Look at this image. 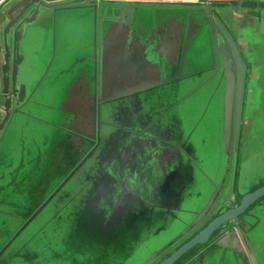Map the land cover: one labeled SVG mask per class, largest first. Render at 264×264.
Wrapping results in <instances>:
<instances>
[{
    "label": "water",
    "instance_id": "water-1",
    "mask_svg": "<svg viewBox=\"0 0 264 264\" xmlns=\"http://www.w3.org/2000/svg\"><path fill=\"white\" fill-rule=\"evenodd\" d=\"M262 2L1 5L0 264H264V215L227 228Z\"/></svg>",
    "mask_w": 264,
    "mask_h": 264
},
{
    "label": "crops",
    "instance_id": "crops-1",
    "mask_svg": "<svg viewBox=\"0 0 264 264\" xmlns=\"http://www.w3.org/2000/svg\"><path fill=\"white\" fill-rule=\"evenodd\" d=\"M251 6V3H247ZM253 6H256L254 3ZM263 8V9H262ZM264 2L261 3V9L256 12L258 24L264 19ZM264 25V24H263ZM255 79L250 101L247 104L252 109V116L250 124L244 127L242 136V143L245 146V154L243 153V161L240 166L239 172L236 176V187L239 191H248L251 183L257 182L253 179L255 168L260 165V161L264 162V116L263 120L257 122L258 116L264 114V65L263 68L254 70ZM254 125V126H253Z\"/></svg>",
    "mask_w": 264,
    "mask_h": 264
},
{
    "label": "flooded vegetation",
    "instance_id": "flooded-vegetation-1",
    "mask_svg": "<svg viewBox=\"0 0 264 264\" xmlns=\"http://www.w3.org/2000/svg\"><path fill=\"white\" fill-rule=\"evenodd\" d=\"M255 189V188H254ZM253 190V189H251ZM237 199V198H236ZM235 199V200H236ZM264 199V198H263ZM237 202V200H236ZM256 204V203H255ZM232 206H229L228 208H230ZM252 208V207H251ZM250 210V209H249ZM249 214H246V215H239V219H236L235 221H233L232 223H228L227 224V228L228 229H231V228H238L239 225V220L243 219L247 225H248V230L245 231L244 233L248 232L249 230L253 229L254 227H256V225L261 221V218L262 216L264 215V201L259 205L257 206L256 209H254L253 212L249 211ZM245 230V228L243 229V231ZM220 229L216 230V232L214 233V235L217 234V232H219ZM243 233V232H242ZM241 238V237H240ZM246 240V243L248 244V240L247 238H245ZM250 240V239H249ZM209 245L208 244H205L204 246L202 247H197V248H193L192 250H190L187 254H185L184 256H182L181 258H179V260H177L174 264H183L185 263L186 261H188L190 258H192L193 256H195L198 252H200L202 249L206 248L207 246ZM242 245L244 246V244L242 243ZM246 249V248H245ZM246 255L248 258L249 255H248V252L246 251ZM245 264V263H244Z\"/></svg>",
    "mask_w": 264,
    "mask_h": 264
},
{
    "label": "rangeland",
    "instance_id": "rangeland-1",
    "mask_svg": "<svg viewBox=\"0 0 264 264\" xmlns=\"http://www.w3.org/2000/svg\"><path fill=\"white\" fill-rule=\"evenodd\" d=\"M221 3H225V2H222V1H218V2H214V4H221ZM254 3L255 2H251V6H253L254 5ZM256 4V3H255ZM264 13V12H263ZM263 21H264V19H263ZM42 97H45V96H42ZM183 109V108H182ZM184 113V112H183ZM185 114V113H184ZM183 114V115H184ZM263 116H264V114H260L259 116H258V120H257V122H260V121H262L263 119ZM207 149H208V147H207ZM260 163L262 164V165H260L259 167L257 166L256 168H255V174L253 175L255 178L253 179L254 181H256V180H258L259 181V183H257V184H255V183H251L250 185H249V189H254V188H256L260 183H264V162L263 161H260Z\"/></svg>",
    "mask_w": 264,
    "mask_h": 264
},
{
    "label": "built area",
    "instance_id": "built-area-1",
    "mask_svg": "<svg viewBox=\"0 0 264 264\" xmlns=\"http://www.w3.org/2000/svg\"><path fill=\"white\" fill-rule=\"evenodd\" d=\"M7 0H0V6L3 5Z\"/></svg>",
    "mask_w": 264,
    "mask_h": 264
}]
</instances>
